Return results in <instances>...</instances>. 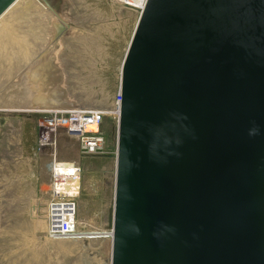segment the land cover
<instances>
[{
	"label": "water",
	"instance_id": "water-1",
	"mask_svg": "<svg viewBox=\"0 0 264 264\" xmlns=\"http://www.w3.org/2000/svg\"><path fill=\"white\" fill-rule=\"evenodd\" d=\"M119 90L110 264H264V0H145Z\"/></svg>",
	"mask_w": 264,
	"mask_h": 264
},
{
	"label": "rangeland",
	"instance_id": "rangeland-1",
	"mask_svg": "<svg viewBox=\"0 0 264 264\" xmlns=\"http://www.w3.org/2000/svg\"><path fill=\"white\" fill-rule=\"evenodd\" d=\"M37 1L41 12L24 0L0 21V264H110L117 146L112 110L140 11L121 0ZM45 59L61 70L58 87L70 101L107 110L100 124L105 152L82 153L76 137L63 129L57 133V160L81 167L79 193L72 198L78 229L89 236L80 238L47 236L43 211L35 205L50 191V156L38 143L41 126L66 106L57 108L54 94L46 102L34 90ZM36 67V76L27 79ZM34 100L50 108H27Z\"/></svg>",
	"mask_w": 264,
	"mask_h": 264
},
{
	"label": "built area",
	"instance_id": "built-area-1",
	"mask_svg": "<svg viewBox=\"0 0 264 264\" xmlns=\"http://www.w3.org/2000/svg\"><path fill=\"white\" fill-rule=\"evenodd\" d=\"M130 4L129 0H121ZM145 0L139 6L141 10ZM132 5V4H130ZM120 90L114 99L112 110L114 117L118 120L120 107ZM106 109L83 105L65 109L53 110V114L43 122L41 134L38 139L39 148L49 156L48 167L50 170V191L45 200H36V208L42 209L46 221V235L51 238H80L84 236L78 229L76 204L72 197L53 189L57 181H69L76 179L80 181L81 167L73 164V171L65 172L61 166L65 161L56 158V140L58 130L63 129L68 134L77 138L79 150L82 153H102L106 151L104 134L100 130V124ZM41 211V212H42ZM112 232V230H111ZM110 232V234H111ZM112 236V235H111Z\"/></svg>",
	"mask_w": 264,
	"mask_h": 264
},
{
	"label": "bare ground",
	"instance_id": "bare-ground-1",
	"mask_svg": "<svg viewBox=\"0 0 264 264\" xmlns=\"http://www.w3.org/2000/svg\"><path fill=\"white\" fill-rule=\"evenodd\" d=\"M24 0H14L1 14H0V21H1V17H3L4 15V19H7V18H9L8 16L9 15H11V17H12V15H13V12H14V9H15V7L17 8V9H20L22 6H23V4H22V2H23ZM33 1V3L35 4V5H37L38 6V8H36L34 5L31 7V10L35 7V10L36 11H38V12H41V9L43 10V8L42 7H40L41 5H39V3H38V1L37 0H32ZM131 3L130 4H132V5H135V6H140L142 3H143V0H129ZM25 4V3H24ZM28 7H29V5H28ZM40 9V10H39ZM34 10V11H35ZM27 12H29V10L27 9L26 10ZM46 62V63H45ZM45 62L43 63V65H44V67H43V69L44 70H41L42 71V76H41V78H39V80H40V82L38 83V85L36 84V82H35V87H34V90L36 91L37 90V88H38V92H39V94H40V99H44L43 101H46V102H48L46 99H47V97H48V94H51V95H53L54 94V99L56 100V104H58V105H60L61 104V106H59V107H57V108H62V104L63 103H61V102H59V101H62V102H65L66 100H67V105L66 106H64L65 108L66 107H69V104H71L72 103V101H70L66 96H65V94L63 95V88H60V87H58V82H59V76H58V72L60 73V69L59 68H57L56 66H54V64L53 63H51V60H46L45 59ZM33 64V63H32ZM39 64V63H38ZM28 65V64H27ZM30 67V66H29ZM32 67V66H31ZM25 68V67H24ZM39 68H41V67H39ZM39 68H34V69H32L31 71H29V72H27V74L26 75H28L29 77H27V79H30V76H36V72L39 70ZM38 73V72H37ZM34 78H32V80H33ZM36 80V79H35ZM33 82V81H32ZM33 86V85H32ZM30 87V86H29ZM36 88V89H35ZM30 90H32V87H30ZM30 90H28V92L30 91ZM27 92V93H28ZM35 93H37V92H35ZM44 97V98H43ZM41 100V101H42ZM23 100H22V98L21 99H18V101L17 102H19V104H20V102H22ZM24 102H26V101H24ZM27 102H29V101H27ZM32 102H33V104L34 105H32ZM31 102V104H29V105H27V108H28V106H38L39 104H40V106H43V107H49L50 108V106L49 105H47V104H44L43 102H37V101H32ZM23 103V102H22ZM36 103V104H35ZM16 104H18V103H16ZM18 104V105H19ZM26 104V103H25ZM38 104V105H37ZM11 106H12V104H11ZM11 106H9V107H11ZM22 106H23V104H22ZM5 107H7L6 105H5ZM12 107H14V103H13V106ZM26 107H25V109H27ZM33 108H35V107H33ZM6 109V108H5ZM12 109V108H11ZM19 109V108H18ZM29 109H31V108H29ZM42 109V108H41ZM39 110V109H38ZM61 169L63 170V171H65V172H71V171H73V163H70V162H64L63 163V165L61 166ZM52 187H53V189H55L56 191H58V192H62V193H64V194H67V195H78V193H79V188H80V181L79 180H76V179H71V180H69V181H57V183H56V185H52ZM113 217V216H112ZM2 233V232H1ZM84 236H89V235H84ZM102 237V236H101ZM82 239V238H81ZM80 241H82V240H80ZM110 243H111V240H110Z\"/></svg>",
	"mask_w": 264,
	"mask_h": 264
},
{
	"label": "crops",
	"instance_id": "crops-1",
	"mask_svg": "<svg viewBox=\"0 0 264 264\" xmlns=\"http://www.w3.org/2000/svg\"><path fill=\"white\" fill-rule=\"evenodd\" d=\"M71 195H72V194H71ZM75 196H77V195H75ZM17 201H18V202H17ZM22 203H23V202H22ZM20 204H21V202H19V200H15V202L13 203L14 206H16V207L18 206L19 208H20ZM23 204H24V203H23ZM15 209H17V208H15ZM17 212H18V213H25V209H24V210H23V209H18Z\"/></svg>",
	"mask_w": 264,
	"mask_h": 264
}]
</instances>
